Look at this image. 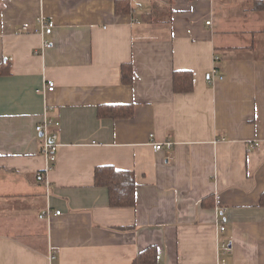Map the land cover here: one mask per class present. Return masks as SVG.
Instances as JSON below:
<instances>
[{"label": "crops", "instance_id": "0c3cea01", "mask_svg": "<svg viewBox=\"0 0 264 264\" xmlns=\"http://www.w3.org/2000/svg\"><path fill=\"white\" fill-rule=\"evenodd\" d=\"M254 1L0 0V264H134L149 247L156 264H264ZM178 70L193 73L191 91L174 90ZM117 104L133 115L99 116ZM46 116L61 124L52 168L36 130ZM107 165L134 172V206L112 207L95 185Z\"/></svg>", "mask_w": 264, "mask_h": 264}, {"label": "trees", "instance_id": "16d2710c", "mask_svg": "<svg viewBox=\"0 0 264 264\" xmlns=\"http://www.w3.org/2000/svg\"><path fill=\"white\" fill-rule=\"evenodd\" d=\"M121 1H118L120 3ZM255 8L264 11V0H255ZM125 9V8H124ZM126 11V10H124ZM218 69V68H217ZM10 73V66L0 65V75ZM122 81L131 84L134 79L133 65H123ZM194 87L193 73L189 70L174 72V90L176 92H188ZM100 117H129L134 113L133 104H117L100 106ZM95 185L106 187L109 191L110 205L112 207H128L136 204V178L133 171L118 169L114 166H98L95 169ZM259 205L264 207V192L260 196ZM158 261V249L149 247L140 252L134 264H156Z\"/></svg>", "mask_w": 264, "mask_h": 264}, {"label": "built area", "instance_id": "2783aa9c", "mask_svg": "<svg viewBox=\"0 0 264 264\" xmlns=\"http://www.w3.org/2000/svg\"><path fill=\"white\" fill-rule=\"evenodd\" d=\"M207 24H211V21H207ZM40 25H41V33H45V34H51L53 31V28L55 26V23L53 21H48L45 18H41L40 19ZM27 29L26 26H24L22 28V30ZM49 45V43L47 41L43 42V46L47 47ZM215 59H218V56H216ZM213 76L214 78H220L223 79V76L219 73V70L217 68H214L213 71ZM55 88V82L52 80H49L47 82V90L48 91H52ZM60 122L56 121L55 119L50 118L49 116L44 117V120L38 124L36 126V130L39 134H41L42 136V147H41V151L42 153L48 158V160L50 161L51 165L50 168H52L53 164L56 162L57 159V153H58V149H59V133H58V128L60 127ZM173 143L171 141H167L165 143H161V142H155L153 143V148L155 149V151H162L164 150L165 146H172ZM251 146L253 147L254 145L251 144ZM174 159L173 156L169 157V160L172 161ZM57 214L60 213V211H56ZM51 212H49L48 210L44 211L43 213H41L40 217L43 218L46 215H50ZM220 230L224 231L225 230V225L222 224L220 226ZM221 247L223 248V253L227 254L228 250H229V245L228 243H223L221 245ZM219 264H227V260L225 258H221L219 261Z\"/></svg>", "mask_w": 264, "mask_h": 264}, {"label": "rangeland", "instance_id": "374dc122", "mask_svg": "<svg viewBox=\"0 0 264 264\" xmlns=\"http://www.w3.org/2000/svg\"><path fill=\"white\" fill-rule=\"evenodd\" d=\"M227 258V257H226Z\"/></svg>", "mask_w": 264, "mask_h": 264}]
</instances>
